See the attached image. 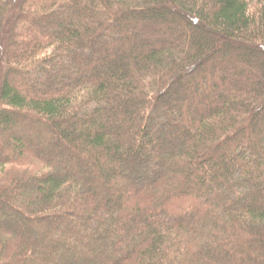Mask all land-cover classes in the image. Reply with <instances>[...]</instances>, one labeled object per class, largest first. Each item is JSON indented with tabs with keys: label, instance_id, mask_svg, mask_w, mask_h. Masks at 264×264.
Returning a JSON list of instances; mask_svg holds the SVG:
<instances>
[{
	"label": "trees",
	"instance_id": "1",
	"mask_svg": "<svg viewBox=\"0 0 264 264\" xmlns=\"http://www.w3.org/2000/svg\"><path fill=\"white\" fill-rule=\"evenodd\" d=\"M69 259L264 264V0H0V264Z\"/></svg>",
	"mask_w": 264,
	"mask_h": 264
},
{
	"label": "rangeland",
	"instance_id": "2",
	"mask_svg": "<svg viewBox=\"0 0 264 264\" xmlns=\"http://www.w3.org/2000/svg\"><path fill=\"white\" fill-rule=\"evenodd\" d=\"M30 141V140H29ZM59 169L60 170H62V171H64V173L65 174H69L70 173V171H68V169H66L65 167H64V165L63 166H61L60 165V167H59ZM137 183H139V182H137ZM136 184V183H135ZM137 185V184H136ZM21 225H22V221L20 220V218H16L15 220H13V222L11 223V226H15V227H21ZM68 264H73L72 263V261H70V259H69V263Z\"/></svg>",
	"mask_w": 264,
	"mask_h": 264
}]
</instances>
